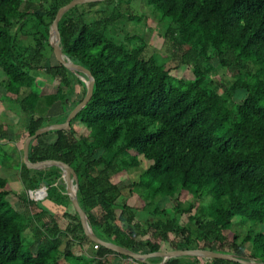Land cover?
Instances as JSON below:
<instances>
[{
	"label": "trees",
	"instance_id": "obj_1",
	"mask_svg": "<svg viewBox=\"0 0 264 264\" xmlns=\"http://www.w3.org/2000/svg\"><path fill=\"white\" fill-rule=\"evenodd\" d=\"M70 1L0 0V85L15 101L23 141L40 127L64 122L85 97V82L57 59L49 42L58 10ZM131 1L77 4L61 18L63 51L92 72L94 93L71 129L32 140L30 160H61L75 169L80 204L105 240L139 253L198 248L264 261V0H148L169 21L163 33L172 54L167 61L192 68L193 77L177 83L173 68L147 52L141 36L115 27L123 4ZM222 67L232 79L219 86L213 76ZM57 105L67 110L53 117ZM4 120L1 139L8 136ZM77 123L87 132L80 133ZM0 155L10 156L2 148ZM22 157L18 169L26 193L0 176V264H59L61 257L80 264L83 254L76 256L71 246L62 250L67 237L84 252L95 249L98 258L82 264H108L103 257L110 253L131 259L86 236L60 183L62 169L28 168ZM130 168L141 170L129 186L141 203L119 201L123 187L114 177ZM42 184L44 199L65 208V227L43 200L32 197ZM184 191L193 201H183ZM163 198L172 205L161 206ZM10 199L30 206L31 215ZM236 217L252 223L242 236L234 229ZM28 229L32 238L25 243ZM165 264L241 263L189 255Z\"/></svg>",
	"mask_w": 264,
	"mask_h": 264
},
{
	"label": "rangeland",
	"instance_id": "obj_2",
	"mask_svg": "<svg viewBox=\"0 0 264 264\" xmlns=\"http://www.w3.org/2000/svg\"><path fill=\"white\" fill-rule=\"evenodd\" d=\"M86 6L87 5H80L79 8L84 9ZM126 9L132 11L133 14L136 17H138V20L140 19L141 22H138L137 20L136 21L130 20L128 14L126 12H124ZM104 15L107 17L110 14H109V12H106V13H104ZM116 15H118V14H116ZM96 16H98V15L96 14L95 17ZM118 16H120V15H118ZM161 17H162L161 13L156 11L149 4L148 0H133L130 3H124L123 4L121 16L119 17L118 22H117L115 27L122 28V30L124 32V33L123 32L122 33L124 35H126L127 33H130L131 35L141 36L144 39V41L147 43V48H146L147 52H150V53L157 55L159 62H161V63L164 62V64L166 62V66L168 68H173L171 70V74L173 77L176 78L174 80V82L177 83V82H179L178 80H180V79L181 80L190 79L193 77V72H192L191 66H189L187 64H179V66H176V63H174L173 61H167V60H170L172 54H170V50L165 45V39H164L163 33L165 31L166 24L169 23V21L167 19H164L166 22V23H164V21L161 19ZM215 64H217L216 61H215ZM3 76H4L3 72L0 71V81L3 78ZM213 77H214V80L217 83H219V86L220 85L223 86V84H220V83L228 84L232 79L230 71L227 70L226 68H223V67L219 68L216 76H213ZM39 82L42 85L50 86L49 83L44 81V80L39 81ZM79 89H81V87H79L78 90ZM81 95H82V93L75 94L74 97L75 98L76 97L81 98ZM241 96H243L242 91L239 92V94H238L239 98H237V100H240ZM14 102L15 101L10 100L8 97H4V101L0 102V105L5 107L6 104L12 105ZM66 110L67 109L64 106L57 105V106H55V110H52L50 112V114L53 117H57V116L60 117V114L65 113ZM76 128L80 133H82V132L86 133L87 132V129H85V127H83L80 123L76 124ZM51 139H53V138L51 137ZM0 148H2L4 151H6L8 153V155H10L9 158H7V159H5L3 157V155H0V165L1 164H3V165L9 164V165L13 166V168L15 169V170H12V174L7 175L6 178H8V180L10 181V184L12 185V187L15 189L16 192L22 193V194L26 193V190L24 188H22V186H21L19 169H18V167L20 165V160H21V153L18 152V150L16 148L13 149L9 145L6 147H3L2 145H0ZM140 162H141L140 166H139L140 169L145 168L146 162L143 159V157H140ZM61 172L63 173L62 170H61ZM140 173H141V170H139L138 168H130L128 171H124V172H122V173H120L114 177V181L120 182L122 184V187H123L122 196L119 199L120 202H124L125 200H128L129 203H132V204L141 203V201H140L141 199L139 198V195L138 194L130 195V189H129L130 183L134 180H138ZM63 180H65V179L63 178ZM44 188H45V186H44V184H42L37 189L40 190V189H44ZM37 189L35 191H31L32 197L43 200L46 207H48L52 212L56 213L57 216H60V224H61V226L65 227L67 225V221L63 218V213L65 211V208L61 207L59 205H56L47 199L45 200L44 198L46 196V193L44 192L40 196V193L36 192ZM182 198H183V201H186V203H187V201L188 202L193 201L192 195H190L187 191L183 192ZM208 199L209 198H205L204 202H207ZM14 200H15V198H14ZM10 201H11V199H10ZM12 203H14V206L19 211L24 213L25 215H31L32 210H31L30 206H27L26 204H24L23 202H20V201H15ZM159 204L161 206H171L172 200L169 198L168 199L163 198L160 200ZM72 206H73V204H72ZM72 206H70V204H69L68 208L71 210V209H73ZM251 224H252L251 222H248L247 224L244 225V224L240 223V221L237 217L234 219V225H235L234 229L236 231H238L237 229H239L238 234L241 236L250 229ZM256 228H257V230H261L262 226L258 225ZM263 229H264V226H263ZM31 231H32V229H28L25 231V235H24L25 243H27V241L32 238V236H31L32 232ZM231 233H232V231H231ZM67 246L68 247L71 246V249L73 250V253L76 256L83 253V256L80 258V261H79L80 264H82V262H86L87 258H90V259L93 258L92 255H90V254H94V256L96 255L95 252L94 253L91 252L89 254L84 253L83 247L80 246V242L76 239L73 240L70 237L66 238L65 243L62 246V250H65L67 248ZM249 247H250V245L247 246V248H249ZM84 255H86V256H84ZM59 264H73V262L70 259L65 260L64 257H61V259L59 260Z\"/></svg>",
	"mask_w": 264,
	"mask_h": 264
},
{
	"label": "water",
	"instance_id": "obj_3",
	"mask_svg": "<svg viewBox=\"0 0 264 264\" xmlns=\"http://www.w3.org/2000/svg\"><path fill=\"white\" fill-rule=\"evenodd\" d=\"M102 0H71L68 4L62 6L57 14L55 19L53 20L50 26V35L49 42L54 49L55 55L57 59L70 71L79 76L86 84V94L83 100L77 104L68 114L66 120L62 123H53L49 125H45L40 127L35 131L34 134L26 137L24 141L23 148V161L28 168L45 170L51 168L53 166L59 167L63 171V178L65 180L60 179V183H62L69 194L70 200L77 210L80 216V220L84 229V232L88 238L92 241L109 248L117 253L124 254L129 256L131 259L136 262H141L145 264H153L151 262V258L154 256H161L168 260L170 258L182 257V256H201L205 260H210L213 258H222L226 260H231L235 262H239L241 264H264V261L250 260L243 257H240L234 253H223L215 250L209 249H176L171 251H158L153 253H139L132 249L126 248L124 246L118 245L112 241L105 240L101 238L93 229L89 217L86 211L82 208L78 191H79V177L75 169L69 165L68 163L61 160H42L38 162H33L30 160V144L32 140L36 139L43 133L52 130H68L71 129V121L77 116V114L90 102L93 97L94 87H95V77L92 72L86 67L76 64L71 58L63 51V47L61 45V36L59 31V22L63 15L73 8L77 4H82L86 2H97ZM38 193L42 194L45 192L44 189H40Z\"/></svg>",
	"mask_w": 264,
	"mask_h": 264
},
{
	"label": "crops",
	"instance_id": "obj_4",
	"mask_svg": "<svg viewBox=\"0 0 264 264\" xmlns=\"http://www.w3.org/2000/svg\"><path fill=\"white\" fill-rule=\"evenodd\" d=\"M4 97H6L5 96V89L0 85V102L4 101ZM16 109H17V106H15L14 104H12V105L6 104L5 107L0 105V117L3 116L5 118L4 123L6 124V129H7V133H8V136L6 138H4V139L0 138V145H2L3 147H6L9 145L13 149L16 148L18 150V152L21 153V157H22V155H23L22 149L24 148L23 139L25 137V132L20 131L21 128H20V125L18 123L19 115L15 111ZM0 123H1V121H0ZM12 170H15L13 168V166H11L9 164H7V165L1 164L0 165V176L7 177V175L12 174ZM62 177H63V173H62ZM94 251H95V249H93V247H91L90 249H88L84 253L89 254L91 252L94 253ZM90 255H92L93 259L98 258V257H96V255L94 256V254H90ZM154 257H161V256H154ZM161 258L162 259L159 260V262L156 264H165L166 261L171 259L170 258L168 260H165V258H163V257H161ZM103 259L109 260L108 264H122V263L137 264L135 262V260L133 261L132 259H124V258H122L118 255L112 254V253L104 256Z\"/></svg>",
	"mask_w": 264,
	"mask_h": 264
},
{
	"label": "built area",
	"instance_id": "obj_5",
	"mask_svg": "<svg viewBox=\"0 0 264 264\" xmlns=\"http://www.w3.org/2000/svg\"><path fill=\"white\" fill-rule=\"evenodd\" d=\"M37 193L39 192V191H36ZM42 194H40V196H41ZM99 247V245L98 244H96L95 245V248H98Z\"/></svg>",
	"mask_w": 264,
	"mask_h": 264
}]
</instances>
